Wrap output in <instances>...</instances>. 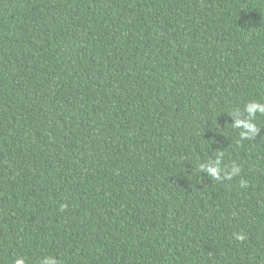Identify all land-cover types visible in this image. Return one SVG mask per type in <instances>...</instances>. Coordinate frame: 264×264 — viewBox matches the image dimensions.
I'll use <instances>...</instances> for the list:
<instances>
[{"label":"trees","instance_id":"1","mask_svg":"<svg viewBox=\"0 0 264 264\" xmlns=\"http://www.w3.org/2000/svg\"><path fill=\"white\" fill-rule=\"evenodd\" d=\"M251 102L264 0H0V264H264Z\"/></svg>","mask_w":264,"mask_h":264},{"label":"clouds","instance_id":"2","mask_svg":"<svg viewBox=\"0 0 264 264\" xmlns=\"http://www.w3.org/2000/svg\"><path fill=\"white\" fill-rule=\"evenodd\" d=\"M245 110L248 112V118L244 121H236L233 126L242 129L240 136L242 139L249 138L250 136L256 135L258 129L256 125L252 122V117L255 116L257 112L264 114V103L251 102L245 106ZM211 177L219 179V169L218 168H208ZM239 169H236L232 173H226L228 179L236 174ZM242 239V237H240ZM16 264H25L23 258L17 259ZM43 264H56L54 259H46Z\"/></svg>","mask_w":264,"mask_h":264}]
</instances>
